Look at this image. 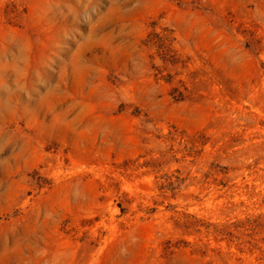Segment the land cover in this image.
<instances>
[{"label": "rangeland", "instance_id": "1", "mask_svg": "<svg viewBox=\"0 0 264 264\" xmlns=\"http://www.w3.org/2000/svg\"><path fill=\"white\" fill-rule=\"evenodd\" d=\"M0 264H264V0H0Z\"/></svg>", "mask_w": 264, "mask_h": 264}]
</instances>
